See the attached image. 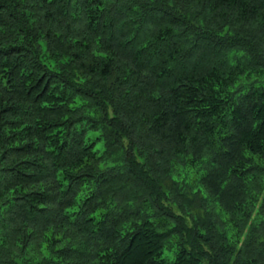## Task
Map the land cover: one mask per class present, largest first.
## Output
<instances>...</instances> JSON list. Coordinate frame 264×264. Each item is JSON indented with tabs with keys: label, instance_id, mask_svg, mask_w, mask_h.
<instances>
[{
	"label": "trees",
	"instance_id": "16d2710c",
	"mask_svg": "<svg viewBox=\"0 0 264 264\" xmlns=\"http://www.w3.org/2000/svg\"><path fill=\"white\" fill-rule=\"evenodd\" d=\"M0 264H264V0H0Z\"/></svg>",
	"mask_w": 264,
	"mask_h": 264
},
{
	"label": "rangeland",
	"instance_id": "374dc122",
	"mask_svg": "<svg viewBox=\"0 0 264 264\" xmlns=\"http://www.w3.org/2000/svg\"><path fill=\"white\" fill-rule=\"evenodd\" d=\"M168 254V252L167 251H165V256Z\"/></svg>",
	"mask_w": 264,
	"mask_h": 264
}]
</instances>
